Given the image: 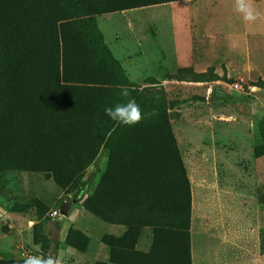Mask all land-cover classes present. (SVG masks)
<instances>
[{
  "label": "rangeland",
  "instance_id": "rangeland-1",
  "mask_svg": "<svg viewBox=\"0 0 264 264\" xmlns=\"http://www.w3.org/2000/svg\"><path fill=\"white\" fill-rule=\"evenodd\" d=\"M116 6L127 5L0 0V264L49 254L96 264L97 233L109 223L84 202L110 155L127 159L140 149L137 130L162 123L197 235L203 221L241 220L243 230L258 225L264 242V37L254 48V37L217 28L154 33L138 28L136 16L104 12ZM128 99L143 113L132 127L105 115ZM115 225L123 231L101 235L104 247L129 241L127 228ZM150 236L149 228L138 231L139 249Z\"/></svg>",
  "mask_w": 264,
  "mask_h": 264
},
{
  "label": "trees",
  "instance_id": "trees-1",
  "mask_svg": "<svg viewBox=\"0 0 264 264\" xmlns=\"http://www.w3.org/2000/svg\"><path fill=\"white\" fill-rule=\"evenodd\" d=\"M95 1L118 4V0ZM119 2L127 6H116L104 12L145 3L140 0ZM90 84L103 85L98 82ZM56 86L59 90L65 89ZM64 108V105L60 107L61 110ZM136 133L141 141L140 149L129 150L127 159L110 155L105 173L84 202V208L101 221L127 228L123 238L129 241L106 243L108 263L103 264H190L189 189L170 130L162 123L154 127L144 126ZM141 228L151 231L146 251L134 248Z\"/></svg>",
  "mask_w": 264,
  "mask_h": 264
},
{
  "label": "crops",
  "instance_id": "crops-1",
  "mask_svg": "<svg viewBox=\"0 0 264 264\" xmlns=\"http://www.w3.org/2000/svg\"><path fill=\"white\" fill-rule=\"evenodd\" d=\"M140 1L145 3L120 10L126 18L136 16L140 29L147 28L158 33L156 30L169 28L171 35L189 36L204 34L199 30L206 28H217L224 30L221 33L223 35L254 37L252 42L254 48H258L260 44L257 38L264 37V0H251V6L258 13L257 19L253 22H246L242 14L236 11L235 0ZM147 19L153 20L154 23L149 22L147 25ZM223 20L225 23L221 22ZM229 21L234 22L231 24ZM163 23L164 27L161 26ZM202 224L201 235H197V226L189 223L190 264H264V242H261L258 225L243 230L245 226L241 220H209L203 221ZM114 227H117L118 231H111ZM119 228L121 227L115 224H106V230L97 233L95 249L91 252L92 262L108 263V247H104L99 238L103 234L114 237L115 233L120 235L123 229ZM138 240L140 239H137L134 248L144 251L138 248Z\"/></svg>",
  "mask_w": 264,
  "mask_h": 264
},
{
  "label": "clouds",
  "instance_id": "clouds-1",
  "mask_svg": "<svg viewBox=\"0 0 264 264\" xmlns=\"http://www.w3.org/2000/svg\"><path fill=\"white\" fill-rule=\"evenodd\" d=\"M236 11L242 14L246 22H253L257 19L258 13L251 6V0H235ZM127 88L121 92V96L129 97ZM105 115L119 125L132 127L140 123L143 113L140 106L134 99H128L126 103H117L114 107L105 108ZM23 264H66L62 255H28Z\"/></svg>",
  "mask_w": 264,
  "mask_h": 264
},
{
  "label": "built area",
  "instance_id": "built-area-1",
  "mask_svg": "<svg viewBox=\"0 0 264 264\" xmlns=\"http://www.w3.org/2000/svg\"><path fill=\"white\" fill-rule=\"evenodd\" d=\"M50 214H51L52 218H54V219H60L62 217L61 213L58 211H53Z\"/></svg>",
  "mask_w": 264,
  "mask_h": 264
}]
</instances>
